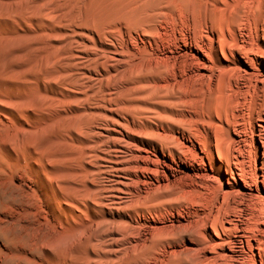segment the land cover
<instances>
[{
    "label": "bare ground",
    "instance_id": "1",
    "mask_svg": "<svg viewBox=\"0 0 264 264\" xmlns=\"http://www.w3.org/2000/svg\"><path fill=\"white\" fill-rule=\"evenodd\" d=\"M1 264H264V0H0Z\"/></svg>",
    "mask_w": 264,
    "mask_h": 264
},
{
    "label": "rangeland",
    "instance_id": "2",
    "mask_svg": "<svg viewBox=\"0 0 264 264\" xmlns=\"http://www.w3.org/2000/svg\"><path fill=\"white\" fill-rule=\"evenodd\" d=\"M0 192H1V190H0ZM0 260H3L1 252H0ZM0 264H1V262H0Z\"/></svg>",
    "mask_w": 264,
    "mask_h": 264
}]
</instances>
